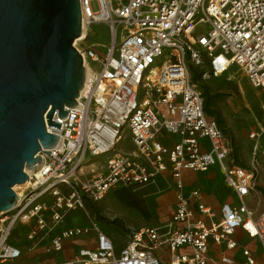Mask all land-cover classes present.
<instances>
[{"label": "built area", "instance_id": "1", "mask_svg": "<svg viewBox=\"0 0 264 264\" xmlns=\"http://www.w3.org/2000/svg\"><path fill=\"white\" fill-rule=\"evenodd\" d=\"M91 2L98 11L91 9ZM79 3L86 32L79 41L82 46L75 48L85 67L84 89L74 107L64 108V119L54 115L60 130L46 124L58 136V146L48 156L39 153L43 164L27 174L17 205L0 215V264H36L24 247L11 242L22 227L28 250L41 248L48 257L62 253L64 241L94 234L92 244L80 248L72 260L38 264H235L225 256L212 260L209 242L234 250L240 229L259 242L264 259L258 170L232 164L230 141L206 115L203 93L190 73L191 68L205 69L201 79L207 80L235 67L264 95V0ZM100 25L110 37L105 52L84 43ZM258 136L255 131L249 138ZM171 138L173 144L166 145ZM204 140L209 144L205 150ZM121 142L134 151L118 149ZM257 152L255 144L254 162ZM214 168L239 201L223 203L219 221L199 202V190L189 196L183 191V172L204 174ZM163 173L173 179L177 199L171 220L162 227L143 225L131 231L121 249L94 217L85 225L63 227L72 214L103 201L109 191L152 184ZM191 198L198 200V213L190 206ZM161 248L169 251L166 262L156 256ZM241 254L244 264H264L248 249Z\"/></svg>", "mask_w": 264, "mask_h": 264}, {"label": "water", "instance_id": "2", "mask_svg": "<svg viewBox=\"0 0 264 264\" xmlns=\"http://www.w3.org/2000/svg\"><path fill=\"white\" fill-rule=\"evenodd\" d=\"M79 0H0V215L15 207L28 181L58 145L54 115L77 104L85 67Z\"/></svg>", "mask_w": 264, "mask_h": 264}, {"label": "rangeland", "instance_id": "3", "mask_svg": "<svg viewBox=\"0 0 264 264\" xmlns=\"http://www.w3.org/2000/svg\"><path fill=\"white\" fill-rule=\"evenodd\" d=\"M90 7L93 11H98L95 2H91ZM92 34L94 36L88 37L84 42L85 45L94 46L99 51L105 52L106 47L110 45V37L105 28L101 25L94 26ZM74 45L82 46L80 42ZM206 64L208 65L207 60H205V65ZM192 69L195 68H191L190 73ZM203 70L205 69H202V71ZM201 83L207 84L213 93L220 96V100L217 102L216 107L221 111L225 124L234 136L237 158L239 160L238 162L241 164L240 167L252 168L254 166L257 168L259 174L257 191L261 193L264 202V133L260 134V131L264 129V95L253 90L247 83L244 74L235 67H232V69L220 78L212 77L207 80H202ZM197 86H199V84H197ZM255 131L259 133V138L253 141L249 138V135ZM255 143L258 145V152L256 156L257 160L254 162L252 151ZM120 148L125 151H134V148L126 142H121L120 146H118V149ZM87 170H90V166ZM218 184L222 191L227 190L221 182V179L218 180ZM24 189L25 186L23 185L16 186L13 188V192L15 194H20ZM168 189L169 186L163 178L157 179L154 184H148L138 188L128 189L124 186L115 188L111 194H108V197L104 201L88 203L83 211H77L72 214L69 223L86 224L89 217H94L103 225L113 241L122 246L127 239V235L131 230H134L132 229L133 227L138 229L141 224L146 222L151 224L158 223L160 227L165 225L169 217L164 219L161 218L162 216L157 211L154 201L157 197L165 195ZM138 198L143 199L145 202L146 210L148 211V219L139 211H131L128 209L129 205L127 202L129 200L137 202ZM115 220H119L123 224L122 229L112 223ZM20 230L19 228L17 231H14L11 236V242L16 246L24 247V253L27 256H33V262L36 264L47 260H50L52 263L61 262L71 259L75 255L74 251L77 248L71 249L68 247L65 248L64 253L55 255V257L46 256L41 248H38L33 254V252H30L27 248L28 244L24 240V235L22 240V234L26 233V229L22 227V230ZM254 242H256V240H254ZM258 249L259 246L257 244V250ZM9 264L22 263L20 261H13Z\"/></svg>", "mask_w": 264, "mask_h": 264}, {"label": "crops", "instance_id": "4", "mask_svg": "<svg viewBox=\"0 0 264 264\" xmlns=\"http://www.w3.org/2000/svg\"><path fill=\"white\" fill-rule=\"evenodd\" d=\"M258 138H259V136L255 140H257ZM174 140H175L174 138L167 139L164 141V143L168 146H171L173 144L172 142ZM202 142H203L202 146L204 147V150L208 149V147H209L208 142L206 140H204ZM255 144H257V143H255ZM243 168L248 169L249 167H243ZM182 176H183V182H184V190H183L184 193L187 196H189L193 190H195V189L199 190L201 193V198L199 199V202L202 203L204 206H208L209 208H211L215 212V214L217 215V219H216L217 221L220 220V210H221L220 207L223 205V203H229L231 205H238L239 204V201H238L237 197L235 196L234 192H232L230 189H228L224 184L223 185L226 187L227 190H225V191L221 190V188L218 184V180L221 179L222 183H223V181H222V175L218 171V169H215V168L211 169V170L205 172L204 174L203 173H196V172H192V171H188V172L185 171L182 173ZM159 178H163L167 182L169 189L165 195L157 197L155 199L154 205H156V209L161 214L162 219L169 217L167 222H165V224H167L171 220L172 214L174 212L173 208H174L175 203H176L177 193H176L174 185H173V179L167 173H163V174L159 175L158 178H156V180ZM154 183H152V184H154ZM258 185H259V180H258ZM112 191L113 190L109 191L106 194L107 196L104 198V200L108 197L109 193L111 194ZM259 194L261 196V199L263 200V197H262L260 192H259ZM138 200L140 202L141 209L144 211V213H142V214L148 215V211L146 210V205H145L144 200L141 198H138ZM129 201H131V200H129ZM197 201L198 200L194 199V198L190 199V206H191L192 210H194L195 213H198ZM246 202H248L249 206H252V203H251L249 198L246 199ZM70 219H71V217L67 220L66 224L63 226L64 228H71L73 226L85 225V224H72V222L69 223ZM100 225L102 226V229H104V227L101 223H100ZM143 225H152V226L157 225V226H159L160 224H158V223L151 224L149 222H146V223L141 224L139 227H141ZM139 227H138V229H139ZM132 229L138 230V229H135L134 227ZM134 230H131V231H134ZM104 231L107 233L106 229H104ZM107 234L109 236V233H107ZM127 238H128V235H127ZM93 239H94V234H90L88 237H76V238H72L71 240L64 241V243H63L64 250L62 253L65 252L66 247L71 248V249L77 248L74 251L75 255H76L77 251L80 248L89 247V245L92 244ZM234 239L239 243L238 247L234 250H229L223 245H217L215 243L209 242L210 243V246H209L210 258L214 261H219V259H221L225 256V257H228L230 259H233L235 261V264H244V259L242 257L241 252H242V249H248L257 261L258 260H260V261L264 260L263 255L261 253L260 244H259V242H257L256 239H252V238L248 237L246 235V233L243 232L241 229L235 233ZM254 240H256L257 243L254 242ZM112 241H113V239H112ZM126 241H127V239H126ZM126 241L123 243L122 246L118 245L115 241H113V243L117 249H121L124 246V244L126 243ZM257 244L259 246L258 250H257ZM184 250H187V249H184ZM62 253H60V254H62ZM33 254H34V252H33ZM169 255L170 254H169V251L167 248H161V249L157 250V252H156V256L164 262L167 261ZM72 258L67 259V260H72Z\"/></svg>", "mask_w": 264, "mask_h": 264}, {"label": "trees", "instance_id": "5", "mask_svg": "<svg viewBox=\"0 0 264 264\" xmlns=\"http://www.w3.org/2000/svg\"><path fill=\"white\" fill-rule=\"evenodd\" d=\"M202 72V70L192 69V82L196 85L199 84L198 88L202 91L204 96L203 108L205 113L215 121L219 129L227 136L228 141H230V158L232 159V164L239 167L241 164L238 162L239 160L237 158L236 141H234V136L231 130L225 124L221 111L216 107L217 102L220 100V96L213 93L207 84L201 83ZM112 223L120 229L123 228V224L119 220H115Z\"/></svg>", "mask_w": 264, "mask_h": 264}, {"label": "bare ground", "instance_id": "6", "mask_svg": "<svg viewBox=\"0 0 264 264\" xmlns=\"http://www.w3.org/2000/svg\"><path fill=\"white\" fill-rule=\"evenodd\" d=\"M85 32H86V27L83 26L82 36L79 39L75 40L74 44L79 42V41H81L83 39V37L85 35ZM83 89H84V87H83ZM83 89H82V91H83ZM82 91H80V92L82 93ZM25 173L28 174V175H32L31 173H28L26 171H25ZM26 184H24L23 186H26ZM16 195H18V194H16ZM127 204L129 205L128 206L129 210H131V211L136 210V211H139L141 214L144 213V211L141 209L139 200L137 202L129 201ZM145 218L148 219L149 218L148 215H145Z\"/></svg>", "mask_w": 264, "mask_h": 264}]
</instances>
